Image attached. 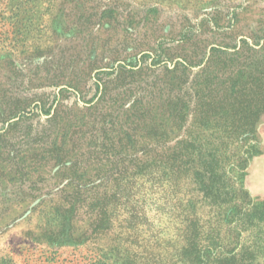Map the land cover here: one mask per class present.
<instances>
[{"label":"rangeland","instance_id":"obj_1","mask_svg":"<svg viewBox=\"0 0 264 264\" xmlns=\"http://www.w3.org/2000/svg\"><path fill=\"white\" fill-rule=\"evenodd\" d=\"M0 264H264V0H0Z\"/></svg>","mask_w":264,"mask_h":264},{"label":"trees","instance_id":"obj_2","mask_svg":"<svg viewBox=\"0 0 264 264\" xmlns=\"http://www.w3.org/2000/svg\"><path fill=\"white\" fill-rule=\"evenodd\" d=\"M107 182L105 183V185L107 186ZM112 196L113 195H109V194H105V195H103V197H102V202H101V204H102V207H101V212H100V216L102 217L101 218V220H100V222H105V224H106V220H105V215H106V213H107V205H108V203H109V198H112ZM116 197V195L114 196V198Z\"/></svg>","mask_w":264,"mask_h":264}]
</instances>
